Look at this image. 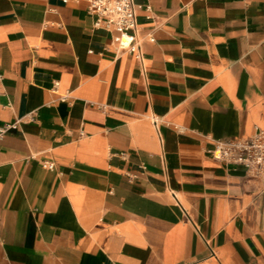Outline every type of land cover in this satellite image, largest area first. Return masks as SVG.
I'll return each mask as SVG.
<instances>
[{
	"label": "crops",
	"instance_id": "crops-1",
	"mask_svg": "<svg viewBox=\"0 0 264 264\" xmlns=\"http://www.w3.org/2000/svg\"><path fill=\"white\" fill-rule=\"evenodd\" d=\"M133 7L140 59L0 0V264H264V186L211 154L264 131V0Z\"/></svg>",
	"mask_w": 264,
	"mask_h": 264
},
{
	"label": "built area",
	"instance_id": "built-area-1",
	"mask_svg": "<svg viewBox=\"0 0 264 264\" xmlns=\"http://www.w3.org/2000/svg\"><path fill=\"white\" fill-rule=\"evenodd\" d=\"M66 2L67 0H62ZM88 11L95 15L94 25L113 33L116 48L134 53L141 58L140 39L136 36V23L133 0H85ZM148 40H153L152 36ZM55 81L53 87L55 88ZM65 97V96H64ZM62 97V98H64ZM19 120L0 126V137ZM213 158L245 166L248 178L264 186V131L256 128L248 138L230 141H217L211 150ZM48 169L52 162H45Z\"/></svg>",
	"mask_w": 264,
	"mask_h": 264
}]
</instances>
